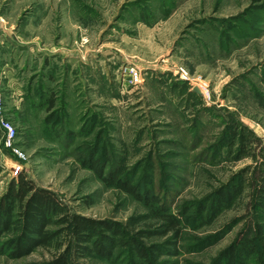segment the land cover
I'll list each match as a JSON object with an SVG mask.
<instances>
[{"label":"rangeland","instance_id":"rangeland-1","mask_svg":"<svg viewBox=\"0 0 264 264\" xmlns=\"http://www.w3.org/2000/svg\"><path fill=\"white\" fill-rule=\"evenodd\" d=\"M130 68L141 73L139 84L130 82ZM0 94L25 156L5 148L0 128V197L26 172L74 213L117 222L127 236L155 233L144 243L165 254L172 233L154 212L192 207L179 255L158 264H213L239 236L255 234L250 185L264 171V0H0ZM243 129L252 143L236 161L239 143L227 152ZM243 169L242 197L205 224L196 206ZM114 176L161 203L135 199ZM58 253L0 255V264L44 263ZM116 256L79 262L138 261L130 251ZM263 262L264 252L251 259Z\"/></svg>","mask_w":264,"mask_h":264},{"label":"trees","instance_id":"trees-1","mask_svg":"<svg viewBox=\"0 0 264 264\" xmlns=\"http://www.w3.org/2000/svg\"><path fill=\"white\" fill-rule=\"evenodd\" d=\"M245 131L235 130L231 138L227 153L231 155L232 148L239 143L234 157L236 161L247 157L248 148L251 147L252 142ZM254 139L259 141L258 138ZM92 166L101 174L98 162H92ZM248 170L243 169L234 175L226 185L196 206L197 214L205 224H210L235 206L245 191ZM112 183L145 204L154 206L161 203L160 199L153 198L149 192V199H145L136 186L116 176ZM250 186L253 191L252 208L257 218L255 234L239 236L236 242L220 253L213 264H251V259L264 252V171L257 183L251 182ZM191 208L185 207L179 214H170L166 208L165 211L158 209L154 212L168 225L165 235L172 233V237L167 240V248L170 247L172 252L165 254L168 252L165 247L144 243V239L151 238L155 233L137 231L127 236L123 226L117 222L74 213L55 192L37 186L26 172H21L0 197V255L18 260L32 255L40 248H54L59 253L53 260L34 264H84L79 261L92 257L112 263L117 258L116 252L125 250L138 258L136 264H158L164 255H179L183 222ZM208 245L210 243L204 247Z\"/></svg>","mask_w":264,"mask_h":264},{"label":"built area","instance_id":"built-area-1","mask_svg":"<svg viewBox=\"0 0 264 264\" xmlns=\"http://www.w3.org/2000/svg\"><path fill=\"white\" fill-rule=\"evenodd\" d=\"M128 77L131 83L139 84L141 82V73L136 68H130L128 70ZM4 106L2 101V95L0 94V128L5 134V148L12 151L14 156H18L20 159H25V156L20 150L14 146V140L16 137V128L9 121L4 119ZM26 164H24L25 167ZM23 165L16 163L14 175H18L22 170Z\"/></svg>","mask_w":264,"mask_h":264},{"label":"water","instance_id":"water-1","mask_svg":"<svg viewBox=\"0 0 264 264\" xmlns=\"http://www.w3.org/2000/svg\"><path fill=\"white\" fill-rule=\"evenodd\" d=\"M196 92L200 93L199 90H196ZM25 167L28 169L29 168V165L26 164Z\"/></svg>","mask_w":264,"mask_h":264}]
</instances>
